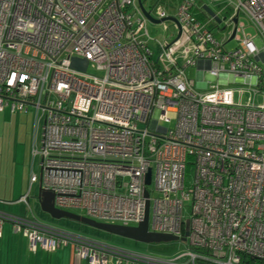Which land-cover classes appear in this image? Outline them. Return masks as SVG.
Listing matches in <instances>:
<instances>
[{"label": "built area", "instance_id": "2783aa9c", "mask_svg": "<svg viewBox=\"0 0 264 264\" xmlns=\"http://www.w3.org/2000/svg\"><path fill=\"white\" fill-rule=\"evenodd\" d=\"M139 4L155 21L173 18L182 44L151 40ZM209 6L220 24L197 22ZM163 7L0 0V113L32 111L36 133L42 123L32 150L40 174L30 175L28 197L37 184L58 211L127 228L143 221L148 202V232L187 234L184 244L195 250L160 261L34 218L11 219L31 254L70 247L86 264L264 262V0H179L171 16ZM212 22L232 28L229 36H214ZM72 59L84 61L82 73ZM197 66L212 81L203 91L185 77Z\"/></svg>", "mask_w": 264, "mask_h": 264}, {"label": "rangeland", "instance_id": "374dc122", "mask_svg": "<svg viewBox=\"0 0 264 264\" xmlns=\"http://www.w3.org/2000/svg\"><path fill=\"white\" fill-rule=\"evenodd\" d=\"M213 8V7H212ZM214 10V8L212 9ZM215 11V10H214ZM214 14V13H213ZM215 16V14H214ZM240 23L245 25V33L248 35H254L252 29L248 28L247 22L240 20ZM146 31L151 40L165 43L166 46L169 45V39L173 36V42L177 36V30L174 25L171 23H163L161 25H152L149 22L145 24ZM232 31V28L225 30L224 35L227 38L229 33ZM179 41V40H178ZM182 41H179L175 47H179L182 44ZM235 44L231 42L227 45V48H233ZM192 45L190 43L183 44V46L178 51V58H183L182 55L185 53V50H190ZM157 59V56L155 57ZM185 58L182 60L184 61ZM198 67V66H197ZM196 67V68H197ZM262 71L264 72V65L261 66ZM200 74L197 75L195 73V68H191L185 71V77L188 83H193L200 78L208 77L205 74V71H199ZM202 73V74H201ZM194 91H203L197 90V88L193 87ZM247 97H245L246 100ZM261 101V99H259ZM257 101V104L260 103ZM27 115V114H26ZM14 115L13 118L10 117L8 112L0 113V182L11 181V184L15 188V194L23 193L24 196H27V203H22V197L18 199V196H13L10 200H5L3 198V194H0V201L4 202H12V204H8L10 206H19L18 208H14L13 214L23 213L24 209L26 211V217L30 216V211L33 214L34 219L42 224L52 227L57 230H65L70 234H83L78 230V225L72 222L67 221H59L60 223L52 222L49 218L42 214L39 211L36 195L38 191L37 184L33 186L31 194L27 195L28 186H29V178L30 175L33 174L37 178L40 174L39 167V159L33 160L32 158V150L34 147V137L36 134V142L39 145L41 140V126L40 129L37 130L34 126V113L29 111L28 115ZM192 173L186 175V183H188L191 179ZM4 199V200H3ZM18 199V200H17ZM2 204V203H0ZM187 206V205H186ZM71 214L82 216V214L78 212H71ZM60 228V229H58ZM61 230V231H62ZM90 232V231H88ZM84 235V234H83ZM89 236V235H88ZM96 238V240H103L105 238V234L101 233L100 237L91 236ZM99 240V241H100ZM110 243H113V246L118 247L120 249L130 250V253H137L144 257L156 259L160 261H174L178 257L184 255L186 253L187 244L182 243H173V244H161V245H141L128 240H123L117 237H109L107 240ZM64 250L71 251L70 247L65 248ZM133 251V252H131ZM40 253V252H37ZM75 257V256H74ZM77 258V257H76ZM79 261V259L77 258Z\"/></svg>", "mask_w": 264, "mask_h": 264}, {"label": "water", "instance_id": "95a60500", "mask_svg": "<svg viewBox=\"0 0 264 264\" xmlns=\"http://www.w3.org/2000/svg\"><path fill=\"white\" fill-rule=\"evenodd\" d=\"M139 7L141 9L143 16L145 17L147 22H149L150 24L161 25L163 23H171L172 25H174L177 30V36H176L174 43L178 42L180 38V27L173 18H165L161 21H155L152 18H150L148 14L144 12V10H142L141 4H139ZM204 11L210 18L214 19V21L217 24H220V21L218 20V18L214 16L211 10H209L208 8H205ZM70 68L74 71L82 73L84 71V61L72 59L70 63ZM145 186L146 187L150 186V173L147 174V177L145 179ZM145 199L146 200L148 199L147 193H145ZM36 202H37L39 211L42 214L46 215L52 221L58 222V221L64 220V221L72 222L75 224L86 226L89 229L101 232L108 236L117 237L123 240H128V241H131L137 244H141V245H161V244L176 243L178 241H180L183 244L186 243L185 238L187 237V234H185V238L179 240L178 238H175V237L159 235V234H152L148 232V217H149L148 216L149 214L148 202H146V205H145V213H144L143 221L139 225L133 228L99 224L94 221L88 220L86 218H83V217H80V216H77L71 213L58 211L53 206L52 194L43 192L39 188H38L37 195H36Z\"/></svg>", "mask_w": 264, "mask_h": 264}, {"label": "crops", "instance_id": "0c3cea01", "mask_svg": "<svg viewBox=\"0 0 264 264\" xmlns=\"http://www.w3.org/2000/svg\"><path fill=\"white\" fill-rule=\"evenodd\" d=\"M180 58L182 61L187 57L186 52ZM200 67L195 68V73L200 74ZM212 82L208 77L200 78V80L190 83L192 88L195 86L197 90H204L205 85ZM28 115V114H27ZM26 115V116H27ZM11 118L14 117L10 116ZM29 187V186H28ZM0 194H3L5 200H10L13 196H18V199L23 195V193L15 194V188L11 184V181L0 182ZM3 199V200H4ZM17 199V200H18ZM16 202V201H11ZM11 202L0 201V214L2 215H12L20 218L26 217V211L24 209L23 213L13 214L14 208L19 206H10ZM0 264H84L80 260L78 261L74 257L72 251L61 250L52 255H46L43 253L31 254L27 250V242L22 237L20 232L14 231L12 224L0 222Z\"/></svg>", "mask_w": 264, "mask_h": 264}, {"label": "trees", "instance_id": "16d2710c", "mask_svg": "<svg viewBox=\"0 0 264 264\" xmlns=\"http://www.w3.org/2000/svg\"><path fill=\"white\" fill-rule=\"evenodd\" d=\"M154 1H157L160 5H164V10L166 11V13L168 14V15H172V13H173V11H174V8H175V6H178V1L179 0H151V2H154ZM206 8H208L209 10H211L212 12H214V10H212L213 8L211 7V6H209V7H206ZM216 11V10H215ZM197 14H196V18H197V22H200V23H204V22H208L209 20H210V17L206 14V12L204 11V10H198L197 12H196ZM227 14V13H226ZM209 28H210V30L213 32V35L215 36L216 35V30L217 31H219V32H221L222 31V33H224V31L222 30V29H220V28H218L217 27V25H216V23H214V22H212L210 25H209ZM221 33V34H222ZM10 115V114H9ZM10 116H13V115H10ZM189 171V170H188ZM12 203V202H11ZM4 216H6V215H4ZM7 217L9 218V219H7L6 221H3V223H8V224H12V226H13V223H12V220L11 219H20V217H17V216H12V215H10L9 216V214L7 215ZM28 218H34V217H32L31 215L28 217ZM50 220V219H49ZM52 221V220H51ZM62 221H64V220H62ZM52 222H56V223H60L59 221L57 222V221H52ZM68 222V221H67ZM78 225V230L80 231V232H82L83 234H81V235H79V234H76V235H78V236H82V237H85V238H89V239H93V240H96V238H93V237H91V236H96V237H98V238H101L100 237V235H101V232H98V231H95V230H92V229H89V228H87L86 226H83V225H79V224H77ZM58 229H60V228H58ZM62 230V229H61ZM88 231H90V232H88ZM89 235V236H88ZM109 237L110 236H108V235H106L105 234V238H103V240H100V239H98V240H96V241H99V242H102L103 244H106V245H108L109 247H111V248H113V249H116V250H119V251H122V252H129L128 250H126V249H120V248H118V247H115V246H113V243H110V242H108L107 240H109ZM112 237V236H111ZM176 243H181V242H176ZM170 244H173V243H170ZM169 244V245H170ZM149 246H152V245H149ZM67 248H69V247H67ZM65 248H61V249H59V250H57L56 252H54V253H52V254H55V253H57V252H59V251H61V250H64ZM71 249V248H70ZM27 250H28V248H27ZM72 251V250H71ZM186 252H194L195 250L193 249V248H190L188 245H187V247H186V250H185ZM37 252H41V251H37ZM36 252V253H37ZM131 252H133V251H131ZM35 253V254H36ZM42 253V252H41ZM134 254H136V255H140V254H137V253H135V252H133ZM43 254H46V255H52V254H47V253H43ZM202 254H206L205 252H202ZM140 256H142V255H140ZM197 262V264H208V263H206V262H202L201 260H199V261H196ZM82 263H84V262H82ZM84 264H86V263H84ZM240 264H264V262H262V261H258V260H252L251 258H248V257H242L241 258V260H240Z\"/></svg>", "mask_w": 264, "mask_h": 264}, {"label": "flooded vegetation", "instance_id": "af4514ba", "mask_svg": "<svg viewBox=\"0 0 264 264\" xmlns=\"http://www.w3.org/2000/svg\"><path fill=\"white\" fill-rule=\"evenodd\" d=\"M178 242H180V241H178ZM183 244V243H182Z\"/></svg>", "mask_w": 264, "mask_h": 264}]
</instances>
